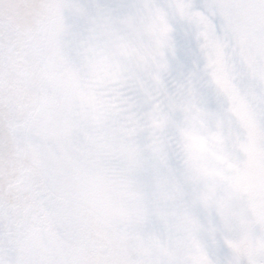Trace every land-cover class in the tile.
Instances as JSON below:
<instances>
[{"label": "snow or ice", "instance_id": "6c2138e0", "mask_svg": "<svg viewBox=\"0 0 264 264\" xmlns=\"http://www.w3.org/2000/svg\"><path fill=\"white\" fill-rule=\"evenodd\" d=\"M0 264H264V0H0Z\"/></svg>", "mask_w": 264, "mask_h": 264}]
</instances>
